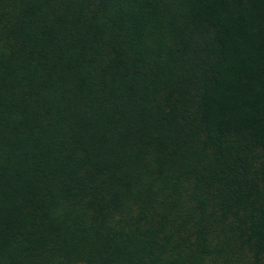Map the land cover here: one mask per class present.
Returning <instances> with one entry per match:
<instances>
[{
    "label": "trees",
    "instance_id": "trees-1",
    "mask_svg": "<svg viewBox=\"0 0 264 264\" xmlns=\"http://www.w3.org/2000/svg\"><path fill=\"white\" fill-rule=\"evenodd\" d=\"M0 264H264V0H0Z\"/></svg>",
    "mask_w": 264,
    "mask_h": 264
}]
</instances>
